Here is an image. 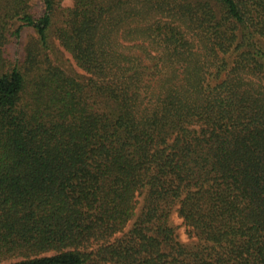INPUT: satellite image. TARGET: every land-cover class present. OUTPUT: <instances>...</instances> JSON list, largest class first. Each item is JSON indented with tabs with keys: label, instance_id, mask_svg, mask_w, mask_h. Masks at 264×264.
<instances>
[{
	"label": "trees",
	"instance_id": "obj_1",
	"mask_svg": "<svg viewBox=\"0 0 264 264\" xmlns=\"http://www.w3.org/2000/svg\"><path fill=\"white\" fill-rule=\"evenodd\" d=\"M34 1L0 0V264H264V0Z\"/></svg>",
	"mask_w": 264,
	"mask_h": 264
},
{
	"label": "rangeland",
	"instance_id": "obj_2",
	"mask_svg": "<svg viewBox=\"0 0 264 264\" xmlns=\"http://www.w3.org/2000/svg\"><path fill=\"white\" fill-rule=\"evenodd\" d=\"M36 5V9L38 10V14L42 13L43 11V4L40 0L34 1ZM73 0H59V4L61 7V11L63 9H66L68 7H71L73 5ZM61 22L59 21V25ZM53 45L58 49L60 52L54 53L53 58L54 60H61L67 70L74 71L75 73H83L82 69L75 63L74 59L72 58L71 54L68 53L64 47L61 45L59 39H57L55 36L52 38ZM39 45V36L37 31L33 27H25L22 30L21 36L16 37H10L8 42L5 46H3L2 50V57H4L5 61L4 69H8L9 67H13L14 64H22L28 52L31 49H35ZM60 56V59H57V57ZM142 201L143 196L140 197V202L137 208L138 213L141 210L142 207ZM172 225L176 228L177 235L179 239L186 243L191 245L195 238H193L190 235L188 227L185 225L183 218L179 215L178 211H174L171 218Z\"/></svg>",
	"mask_w": 264,
	"mask_h": 264
}]
</instances>
